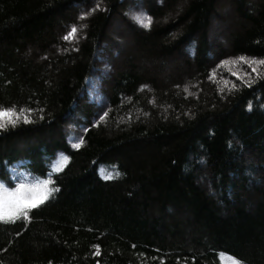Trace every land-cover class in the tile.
<instances>
[{
	"label": "trees",
	"instance_id": "1",
	"mask_svg": "<svg viewBox=\"0 0 264 264\" xmlns=\"http://www.w3.org/2000/svg\"><path fill=\"white\" fill-rule=\"evenodd\" d=\"M220 1L0 0V106L30 121L0 131V180L59 189L0 222V264H264V65L216 67L264 59V0L227 1L225 48Z\"/></svg>",
	"mask_w": 264,
	"mask_h": 264
},
{
	"label": "snow or ice",
	"instance_id": "2",
	"mask_svg": "<svg viewBox=\"0 0 264 264\" xmlns=\"http://www.w3.org/2000/svg\"><path fill=\"white\" fill-rule=\"evenodd\" d=\"M82 18V17H81ZM150 24V18L145 17L144 26L148 27ZM77 29L73 27L64 37L63 40L70 41ZM241 63L246 65L250 70L248 72H244L241 70L242 75L249 76L250 79L247 81L242 80L241 73L232 72L231 75L236 76L237 79L242 80L246 86L252 83V80L255 78H259L260 72L258 70V66L264 65V59H256L255 57L248 58L245 56H237L235 60H221L217 68L222 65L232 63ZM215 73H209V79L214 77ZM31 111L30 109L28 110ZM25 112L24 108H20L17 110L16 107H3L0 106V131L5 130L7 127L15 128L17 124L20 122L21 118H23V123H30L27 116H23ZM106 115V114H105ZM100 119H104V115L100 116ZM86 130V129H85ZM79 143L73 144L74 148H79ZM67 162V156L61 157L59 163L55 166V171H59L63 165ZM111 175V174H109ZM108 176H105V179H108ZM52 183L51 179H43L38 180L34 183H25L19 182L15 184V187H9L5 184L4 181L0 180V222H16L18 219L23 218L24 220L29 219V212L33 209H37L39 206L43 205L51 196L53 192L58 191L56 188H49V185ZM19 235V233H17ZM94 251L92 253L93 256L100 255V245L95 244L92 246ZM135 247V245H133ZM141 256L144 253H140ZM152 259H157V257H152ZM51 264V261H49ZM160 264H164L163 258L160 259ZM231 264H241L239 260L235 257L231 258Z\"/></svg>",
	"mask_w": 264,
	"mask_h": 264
},
{
	"label": "rangeland",
	"instance_id": "3",
	"mask_svg": "<svg viewBox=\"0 0 264 264\" xmlns=\"http://www.w3.org/2000/svg\"><path fill=\"white\" fill-rule=\"evenodd\" d=\"M183 1V0H182ZM227 1L228 0H221L220 2H219V5H221V6H219L220 7V14L223 16V20H222V22L223 23H225V27H221L217 22H215L214 24H213V27H212V29L211 30H209V32H208V34H207V37H208V40H210V42H211V44H212V46H215V44H221V46L223 47V48H225V42L226 41H222V38L223 37H225V35L229 32V28L231 27V26H229L228 28H227V26H226V21H232V14H231V12L230 11H226V9L228 8L227 7ZM160 6V5H159ZM78 10H80V9H78ZM178 11V10H177ZM176 11V12H177ZM117 18L118 17H116V18H114V21L111 23V30H110V37L112 36V35H114V36H112V38H109L110 40H111V42L112 43H114V44H121V45H123V46H125V45H127V36H126V34L124 33V31H123V29H121V27L118 29L117 28V25H116V22H117ZM223 26V25H222ZM65 32H63V34H64ZM116 37V38H115ZM131 41H128V43H130ZM114 44H112V45H114ZM131 45V44H130ZM132 46V45H131ZM111 48V47H110ZM106 49V51H107V53L108 52H111L112 50H113V48H111V49ZM126 53V54H125ZM124 54L125 55H123V58H127L126 56L128 55V56H130V55H133L132 57H135L136 55H135V52H134V49H132V50H129V47H128V51L127 52H125ZM135 60H134V64L135 65H137V66H139V67H145V68H147V66H145V64L143 63V62H141L140 60H138L139 58L136 56L135 58H134ZM98 62V61H97ZM123 63V62H122ZM179 62H173V60H171V61H167V64L165 65H163L162 67H160V72L162 73V74H169V73H172V72H174L175 70H176V68H178V64ZM180 67V66H179ZM106 76V75H105ZM108 79V77L106 76V78H104V80L106 81ZM10 127V126H9Z\"/></svg>",
	"mask_w": 264,
	"mask_h": 264
},
{
	"label": "bare ground",
	"instance_id": "4",
	"mask_svg": "<svg viewBox=\"0 0 264 264\" xmlns=\"http://www.w3.org/2000/svg\"><path fill=\"white\" fill-rule=\"evenodd\" d=\"M162 18V17H161ZM112 26V25H111Z\"/></svg>",
	"mask_w": 264,
	"mask_h": 264
}]
</instances>
